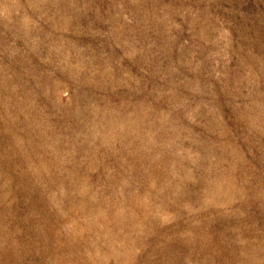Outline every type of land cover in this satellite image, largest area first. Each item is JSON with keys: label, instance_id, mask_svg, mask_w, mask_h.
I'll return each mask as SVG.
<instances>
[{"label": "rangeland", "instance_id": "1", "mask_svg": "<svg viewBox=\"0 0 264 264\" xmlns=\"http://www.w3.org/2000/svg\"><path fill=\"white\" fill-rule=\"evenodd\" d=\"M0 264H264V0H0Z\"/></svg>", "mask_w": 264, "mask_h": 264}]
</instances>
